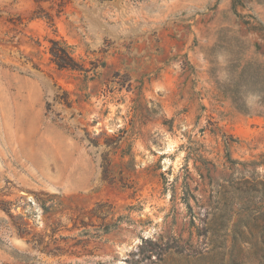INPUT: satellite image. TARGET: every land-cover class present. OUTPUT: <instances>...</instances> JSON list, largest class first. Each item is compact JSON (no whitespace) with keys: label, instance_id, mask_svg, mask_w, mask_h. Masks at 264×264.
Returning a JSON list of instances; mask_svg holds the SVG:
<instances>
[{"label":"rangeland","instance_id":"rangeland-1","mask_svg":"<svg viewBox=\"0 0 264 264\" xmlns=\"http://www.w3.org/2000/svg\"><path fill=\"white\" fill-rule=\"evenodd\" d=\"M0 264H264V0H0Z\"/></svg>","mask_w":264,"mask_h":264},{"label":"trees","instance_id":"trees-1","mask_svg":"<svg viewBox=\"0 0 264 264\" xmlns=\"http://www.w3.org/2000/svg\"><path fill=\"white\" fill-rule=\"evenodd\" d=\"M101 2H108L114 0H97ZM49 54L51 56V61L59 70H71L77 72L88 73L89 70L86 69L84 64L78 62L73 55L72 48L68 46L65 42L60 40H51L50 41ZM60 100L62 98H59ZM68 107L70 103L64 101Z\"/></svg>","mask_w":264,"mask_h":264},{"label":"crops","instance_id":"crops-1","mask_svg":"<svg viewBox=\"0 0 264 264\" xmlns=\"http://www.w3.org/2000/svg\"><path fill=\"white\" fill-rule=\"evenodd\" d=\"M44 165L37 166V171L39 174H42L45 178V181H60L64 180L65 176L69 182L73 184L76 182L77 175V162L76 161H42ZM53 162V165L56 167L52 174L49 173L50 163ZM84 182H88V179L83 178Z\"/></svg>","mask_w":264,"mask_h":264}]
</instances>
